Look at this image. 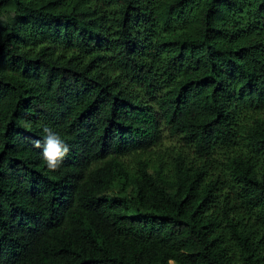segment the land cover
I'll return each mask as SVG.
<instances>
[{
    "label": "trees",
    "instance_id": "16d2710c",
    "mask_svg": "<svg viewBox=\"0 0 264 264\" xmlns=\"http://www.w3.org/2000/svg\"><path fill=\"white\" fill-rule=\"evenodd\" d=\"M0 264H264V0H0Z\"/></svg>",
    "mask_w": 264,
    "mask_h": 264
},
{
    "label": "clouds",
    "instance_id": "9594fccd",
    "mask_svg": "<svg viewBox=\"0 0 264 264\" xmlns=\"http://www.w3.org/2000/svg\"><path fill=\"white\" fill-rule=\"evenodd\" d=\"M44 132V147L42 151V160L49 170L55 171L62 159L69 152V147L60 138L58 133H55L49 127L43 128ZM36 147H40L39 141L36 142Z\"/></svg>",
    "mask_w": 264,
    "mask_h": 264
}]
</instances>
